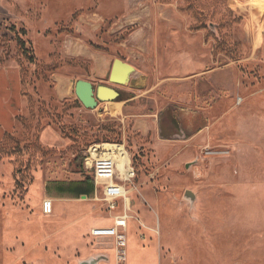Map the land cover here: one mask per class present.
I'll return each mask as SVG.
<instances>
[{
  "label": "rangeland",
  "instance_id": "374dc122",
  "mask_svg": "<svg viewBox=\"0 0 264 264\" xmlns=\"http://www.w3.org/2000/svg\"><path fill=\"white\" fill-rule=\"evenodd\" d=\"M0 63L24 99L0 142V264H115L114 239L88 233L112 219L100 195L56 210L43 193L91 174L99 144L135 172L126 264H264V0H0ZM77 80L120 97L85 109Z\"/></svg>",
  "mask_w": 264,
  "mask_h": 264
},
{
  "label": "crops",
  "instance_id": "0c3cea01",
  "mask_svg": "<svg viewBox=\"0 0 264 264\" xmlns=\"http://www.w3.org/2000/svg\"><path fill=\"white\" fill-rule=\"evenodd\" d=\"M22 92L23 85L20 69L16 65L5 66L1 65L0 63V142L5 138L6 135L11 134L15 129L17 117L24 103ZM55 92L59 100L68 99L71 93V79L57 76ZM86 174L88 176L83 179H72L69 181H47L43 187V193L45 195V198H50L54 202V208L56 210L61 209L62 204L67 202L92 200L98 198L92 174H88L87 172ZM86 179L88 181H85ZM125 207L129 209V205L126 206V203ZM123 213L124 202L120 200L118 201L117 207L112 212H109V214L112 215V219L111 222H109V226L99 227L98 224H101L104 221L93 222L90 219L88 233H90V231L96 227L106 228L113 226L114 217L120 216ZM101 260L102 261L100 262H104L105 258Z\"/></svg>",
  "mask_w": 264,
  "mask_h": 264
},
{
  "label": "built area",
  "instance_id": "2783aa9c",
  "mask_svg": "<svg viewBox=\"0 0 264 264\" xmlns=\"http://www.w3.org/2000/svg\"><path fill=\"white\" fill-rule=\"evenodd\" d=\"M109 146V148H107ZM115 144H99L91 146L84 159V169L91 172L95 190L100 195L101 202L106 210L112 212L118 201L124 202V213L114 217V224L106 228H93L90 234L95 238L114 239V263L126 264L127 240L125 235L127 220L129 219L125 208L128 197L127 185L131 184L135 177L134 169L130 164L121 165L119 157L112 149ZM88 162L90 165L88 166ZM53 207L50 200L42 203V213L46 216L52 213Z\"/></svg>",
  "mask_w": 264,
  "mask_h": 264
},
{
  "label": "water",
  "instance_id": "95a60500",
  "mask_svg": "<svg viewBox=\"0 0 264 264\" xmlns=\"http://www.w3.org/2000/svg\"><path fill=\"white\" fill-rule=\"evenodd\" d=\"M133 68L121 63V60L115 59L112 62L110 72L108 75V82L113 84H124ZM74 94L81 105L88 110H93L101 102H112L120 97L117 90L106 86L94 87L90 82L85 80H77L74 84ZM185 196L192 202L194 197L191 193L186 192ZM102 258H91L83 261L80 264H98Z\"/></svg>",
  "mask_w": 264,
  "mask_h": 264
},
{
  "label": "bare ground",
  "instance_id": "6f19581e",
  "mask_svg": "<svg viewBox=\"0 0 264 264\" xmlns=\"http://www.w3.org/2000/svg\"><path fill=\"white\" fill-rule=\"evenodd\" d=\"M123 63V62H121ZM114 107H112V112H115V111H119V108H120V105H113ZM244 112V111H243ZM240 142V141H239ZM107 148H109V146H107ZM113 150H115V152L117 153V156L119 157V163L121 165H124V164H130V158H129V154H127V152L125 151L124 147L121 145H115L114 147H112ZM90 165V163L88 162V166ZM129 194V192L127 193ZM126 206H128L129 204V199L128 197L126 198ZM126 209H128L127 207H125ZM130 253V252H129Z\"/></svg>",
  "mask_w": 264,
  "mask_h": 264
},
{
  "label": "trees",
  "instance_id": "16d2710c",
  "mask_svg": "<svg viewBox=\"0 0 264 264\" xmlns=\"http://www.w3.org/2000/svg\"><path fill=\"white\" fill-rule=\"evenodd\" d=\"M85 181H88L87 179Z\"/></svg>",
  "mask_w": 264,
  "mask_h": 264
}]
</instances>
